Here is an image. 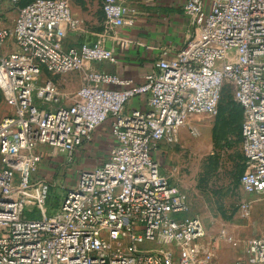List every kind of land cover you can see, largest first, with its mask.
<instances>
[{"label":"built area","instance_id":"obj_1","mask_svg":"<svg viewBox=\"0 0 264 264\" xmlns=\"http://www.w3.org/2000/svg\"><path fill=\"white\" fill-rule=\"evenodd\" d=\"M135 1L101 0L103 30L91 43L67 44L70 33L87 34L68 0H34L12 28L0 25L10 109L0 122V264H217L216 246L156 155L191 121L215 117L228 84L242 110L240 186L264 199V0H187L194 36L172 58L163 51L142 82L91 68L117 63L108 43L123 41L115 31L130 26ZM5 2L20 0H0V9ZM79 71L72 103L49 108L58 89L48 77ZM103 126L113 139L106 160L64 186L48 215L52 186L35 177L38 147L73 162ZM252 205L242 202L241 217ZM246 264H264V235L247 242Z\"/></svg>","mask_w":264,"mask_h":264},{"label":"rangeland","instance_id":"obj_2","mask_svg":"<svg viewBox=\"0 0 264 264\" xmlns=\"http://www.w3.org/2000/svg\"><path fill=\"white\" fill-rule=\"evenodd\" d=\"M34 0H20L18 5L5 2L0 9V25L12 28L20 8ZM72 12L82 23L91 43L96 38L90 33L103 30L101 0H68ZM77 35L67 44L80 41ZM6 49L4 50V52ZM58 89V99L48 107L72 103L73 94L83 83L82 72H70L48 77ZM10 114L0 90V122ZM179 131L175 145L165 147V171L188 197L189 215L198 217L205 229V243L216 246L215 263L246 264L247 242L264 230V205L255 207L249 218L239 214V207L247 198L240 186L244 173L241 144L242 110L236 103L232 86L224 88L215 117H199ZM191 127H196L194 133ZM87 148V147H86ZM42 162L35 177L51 181L48 215L56 210L65 194L63 187L75 186L82 170L78 160L49 146H39ZM64 183V184H63Z\"/></svg>","mask_w":264,"mask_h":264},{"label":"crops","instance_id":"obj_3","mask_svg":"<svg viewBox=\"0 0 264 264\" xmlns=\"http://www.w3.org/2000/svg\"><path fill=\"white\" fill-rule=\"evenodd\" d=\"M186 1L136 0L134 5L137 13L131 18L130 26L115 31V38L119 37L123 41L115 40V42L108 43L117 63H96L91 65V68L142 82L145 76L153 70L154 63L161 57L163 51H168L169 57L172 58L194 36V21L186 16L183 10ZM75 35L81 40L68 45H79L84 41L82 38L86 36V34L70 33L67 40H71ZM140 102L141 100L136 99L131 103V106L135 107ZM112 144L113 139L106 126L96 130L91 145L84 150H79L76 154V159L80 164L82 163V169H92L101 165L106 160ZM165 147L169 146L162 145L156 156L162 166V172L169 175L165 171L163 162ZM169 176L171 177V175ZM171 179L173 180L172 177ZM246 196L244 201L253 202L252 211L255 210V207L264 205L263 198ZM259 233L260 235L256 237L264 235V230Z\"/></svg>","mask_w":264,"mask_h":264},{"label":"trees","instance_id":"obj_4","mask_svg":"<svg viewBox=\"0 0 264 264\" xmlns=\"http://www.w3.org/2000/svg\"><path fill=\"white\" fill-rule=\"evenodd\" d=\"M32 2V1H31ZM30 3V2H29ZM27 5V4H26ZM24 7V6H23ZM49 198H50V196H49ZM60 203V202H59ZM59 206V204H57L55 207L57 208Z\"/></svg>","mask_w":264,"mask_h":264}]
</instances>
